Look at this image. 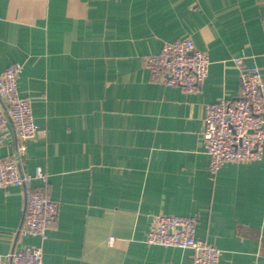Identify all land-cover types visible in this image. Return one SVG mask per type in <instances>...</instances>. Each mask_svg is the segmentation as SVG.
Here are the masks:
<instances>
[{"label": "crops", "instance_id": "0c3cea01", "mask_svg": "<svg viewBox=\"0 0 264 264\" xmlns=\"http://www.w3.org/2000/svg\"><path fill=\"white\" fill-rule=\"evenodd\" d=\"M186 37L210 61L194 93L144 67ZM236 58L264 82V0H0V73L21 66L39 126L19 166L40 167L57 204L45 240L21 236L23 192L0 188V255L32 245L43 264H191V250L144 242L164 213L196 216L217 264H264V144L260 160L212 174L201 138L204 105L240 94ZM15 150L8 122L0 155Z\"/></svg>", "mask_w": 264, "mask_h": 264}, {"label": "built area", "instance_id": "2783aa9c", "mask_svg": "<svg viewBox=\"0 0 264 264\" xmlns=\"http://www.w3.org/2000/svg\"><path fill=\"white\" fill-rule=\"evenodd\" d=\"M238 70L240 94L233 100L207 103L202 116V145L209 156L208 168L216 173L225 163L252 162L262 158L264 144V82L260 68L242 58L234 59ZM207 53L198 49L191 38L164 42L158 52L146 56L144 67L150 77L186 93H194L208 74ZM21 66L13 64L0 73V146L8 122L16 133L15 156L0 155V188H21L24 197L23 216L18 234L47 238L57 214V204L45 191L47 174L35 167L22 171L19 159L26 143L37 137L31 101L18 91ZM34 179L40 186L32 187ZM197 218L193 215L156 214L146 230L144 242L149 245L176 247L192 252L191 264H217L220 250L196 236ZM110 238V242H112ZM0 264H43L41 246L25 245L0 255Z\"/></svg>", "mask_w": 264, "mask_h": 264}]
</instances>
